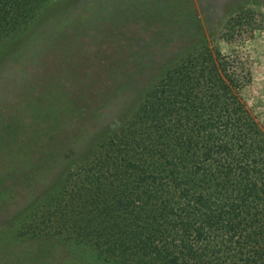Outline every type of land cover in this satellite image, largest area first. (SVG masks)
Segmentation results:
<instances>
[{"label":"trees","instance_id":"1","mask_svg":"<svg viewBox=\"0 0 264 264\" xmlns=\"http://www.w3.org/2000/svg\"><path fill=\"white\" fill-rule=\"evenodd\" d=\"M51 1L0 0V46ZM237 12L235 26L255 15ZM199 46L167 59L131 113L120 110L33 212L34 235L110 264H264V126L241 97L250 72Z\"/></svg>","mask_w":264,"mask_h":264},{"label":"rangeland","instance_id":"2","mask_svg":"<svg viewBox=\"0 0 264 264\" xmlns=\"http://www.w3.org/2000/svg\"><path fill=\"white\" fill-rule=\"evenodd\" d=\"M245 8L254 18L230 23ZM200 40L240 57L241 97L264 126V0H52L0 46V264H110L34 235L30 218Z\"/></svg>","mask_w":264,"mask_h":264}]
</instances>
